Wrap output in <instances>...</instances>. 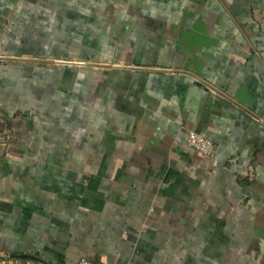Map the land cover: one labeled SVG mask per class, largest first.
Returning a JSON list of instances; mask_svg holds the SVG:
<instances>
[{"label":"crops","instance_id":"1","mask_svg":"<svg viewBox=\"0 0 264 264\" xmlns=\"http://www.w3.org/2000/svg\"><path fill=\"white\" fill-rule=\"evenodd\" d=\"M81 258L264 264V0H0V264Z\"/></svg>","mask_w":264,"mask_h":264},{"label":"built area","instance_id":"2","mask_svg":"<svg viewBox=\"0 0 264 264\" xmlns=\"http://www.w3.org/2000/svg\"><path fill=\"white\" fill-rule=\"evenodd\" d=\"M186 142L189 147L195 149L205 156H211L215 152V142L195 130L187 131ZM78 261L79 262L77 264H96L87 258H81ZM26 264H33V261L29 259L26 261Z\"/></svg>","mask_w":264,"mask_h":264}]
</instances>
